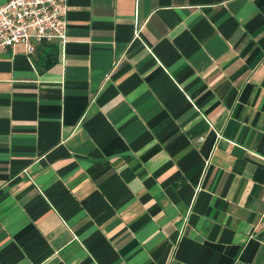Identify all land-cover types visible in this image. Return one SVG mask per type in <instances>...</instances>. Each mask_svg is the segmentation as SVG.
<instances>
[{
  "label": "crops",
  "instance_id": "1",
  "mask_svg": "<svg viewBox=\"0 0 264 264\" xmlns=\"http://www.w3.org/2000/svg\"><path fill=\"white\" fill-rule=\"evenodd\" d=\"M68 6L0 54V264H264V0Z\"/></svg>",
  "mask_w": 264,
  "mask_h": 264
},
{
  "label": "built area",
  "instance_id": "2",
  "mask_svg": "<svg viewBox=\"0 0 264 264\" xmlns=\"http://www.w3.org/2000/svg\"><path fill=\"white\" fill-rule=\"evenodd\" d=\"M68 0H6L0 4V54L23 45L29 56L36 46L68 41ZM136 33V32H135Z\"/></svg>",
  "mask_w": 264,
  "mask_h": 264
},
{
  "label": "trees",
  "instance_id": "3",
  "mask_svg": "<svg viewBox=\"0 0 264 264\" xmlns=\"http://www.w3.org/2000/svg\"><path fill=\"white\" fill-rule=\"evenodd\" d=\"M57 54L58 45L55 42H48L37 45L35 52L29 57L38 70L43 72L56 63Z\"/></svg>",
  "mask_w": 264,
  "mask_h": 264
}]
</instances>
